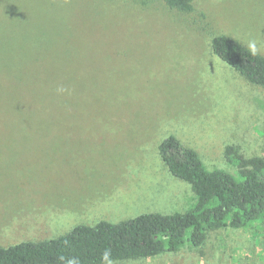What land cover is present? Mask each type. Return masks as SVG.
I'll use <instances>...</instances> for the list:
<instances>
[{
	"label": "rangeland",
	"instance_id": "374dc122",
	"mask_svg": "<svg viewBox=\"0 0 264 264\" xmlns=\"http://www.w3.org/2000/svg\"><path fill=\"white\" fill-rule=\"evenodd\" d=\"M193 4L0 0V248L189 211L159 153L169 136L210 170L237 173L228 146L264 159V87L211 47L228 36L264 56V0ZM109 264H264V220Z\"/></svg>",
	"mask_w": 264,
	"mask_h": 264
},
{
	"label": "trees",
	"instance_id": "16d2710c",
	"mask_svg": "<svg viewBox=\"0 0 264 264\" xmlns=\"http://www.w3.org/2000/svg\"><path fill=\"white\" fill-rule=\"evenodd\" d=\"M168 8L194 13L193 0H165ZM213 53L254 85L264 87V56L228 36L212 39ZM169 172L188 183L196 202L185 213L142 214L118 223L79 225L56 239L0 248V264H109L153 258L200 247L208 229H241L264 220V159L246 158L235 146L225 149L237 169L210 170L199 154L169 136L159 147Z\"/></svg>",
	"mask_w": 264,
	"mask_h": 264
},
{
	"label": "clouds",
	"instance_id": "9594fccd",
	"mask_svg": "<svg viewBox=\"0 0 264 264\" xmlns=\"http://www.w3.org/2000/svg\"><path fill=\"white\" fill-rule=\"evenodd\" d=\"M61 91H63V89H60Z\"/></svg>",
	"mask_w": 264,
	"mask_h": 264
}]
</instances>
